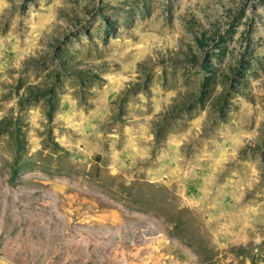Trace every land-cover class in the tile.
I'll return each instance as SVG.
<instances>
[{
    "label": "rangeland",
    "instance_id": "rangeland-1",
    "mask_svg": "<svg viewBox=\"0 0 264 264\" xmlns=\"http://www.w3.org/2000/svg\"><path fill=\"white\" fill-rule=\"evenodd\" d=\"M0 264H264V0H0Z\"/></svg>",
    "mask_w": 264,
    "mask_h": 264
}]
</instances>
